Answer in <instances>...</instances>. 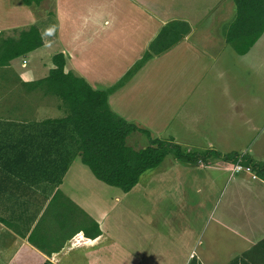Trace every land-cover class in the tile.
<instances>
[{"label": "crops", "instance_id": "0c3cea01", "mask_svg": "<svg viewBox=\"0 0 264 264\" xmlns=\"http://www.w3.org/2000/svg\"><path fill=\"white\" fill-rule=\"evenodd\" d=\"M221 2L53 0L51 13L32 18L30 5L0 0V43L31 24L41 38L40 46L0 66V264H264V181L253 171L232 172L231 163L215 158L192 171L168 154L162 167L145 171L122 192L80 162L66 128L50 121L64 113L60 99L32 84L61 53L64 72L93 89L108 88L163 24L185 21L189 31L180 41L146 60L107 97L109 109L124 120L162 130L193 111L191 96L201 95L196 105L206 109L210 84H201L202 72L222 52L215 41L196 44L189 36L204 19L215 21L210 15ZM15 22L18 27L10 25ZM257 39L244 54L235 53L238 59L250 57ZM154 68L157 73H149ZM218 92L234 116L259 104L257 94L232 96L227 86ZM190 132L182 144L204 136L195 127ZM189 193L195 196L187 199ZM165 197L173 203L162 217ZM207 228L208 246L197 251Z\"/></svg>", "mask_w": 264, "mask_h": 264}, {"label": "trees", "instance_id": "16d2710c", "mask_svg": "<svg viewBox=\"0 0 264 264\" xmlns=\"http://www.w3.org/2000/svg\"><path fill=\"white\" fill-rule=\"evenodd\" d=\"M40 0H21L24 5ZM234 14L225 26V42L231 44L235 53L244 54L264 31V0H232ZM189 31L187 22L170 20L163 24L149 41L144 53L115 82L105 89H93L82 78L70 71H63L65 58L56 53L51 56L54 67L45 77L34 81L44 92L58 97L64 108L59 118L50 119L58 128H66L67 136L75 155L87 166L92 175L107 185L122 192L129 191L147 170L156 168L164 157L172 155L177 161L198 164L215 158L231 164L248 167L264 181V161L256 162L244 153L220 154L214 149L192 151L182 148L171 138L150 139L149 144L134 150L124 144L132 131L149 135V130L136 126L113 113L107 105L108 95L122 85L140 68L146 60L158 55L180 41ZM41 45V38L35 24L20 30L15 39L0 43V66L8 60L27 53ZM43 264H51L45 261Z\"/></svg>", "mask_w": 264, "mask_h": 264}, {"label": "rangeland", "instance_id": "374dc122", "mask_svg": "<svg viewBox=\"0 0 264 264\" xmlns=\"http://www.w3.org/2000/svg\"><path fill=\"white\" fill-rule=\"evenodd\" d=\"M9 2L22 4L21 0H9ZM220 4L210 15L211 20L215 19V21L208 24L205 23L208 20L204 19L195 26L189 36V41L196 44L215 41L221 49L220 52H222V55L217 59L218 61L214 65L213 61L208 62L206 70L202 72L206 76L204 77L205 80L200 81L201 84L205 87H208L210 84L208 90L205 92V96L208 97L205 105L206 109L203 106L196 105L197 100L195 97L199 98L201 95L191 96V99H193L191 107H194L192 110L196 113L192 111L186 116L183 115L177 122L171 120L162 130H149L148 136L138 131H132L124 140V144L127 147L137 150L148 145L150 139L155 137L168 139L172 136L178 143H181L179 145L182 148L186 147V149L192 151L213 148L224 152V154L228 152L246 153L258 160L264 159V33L257 39L254 48L251 50L253 55L238 59L233 47L231 44L225 42L223 35L225 26L234 14L233 3L232 0H224ZM228 4L229 8L227 7ZM36 5L32 2L30 4L31 7H29L32 9L30 13L32 18L41 17V15H45L48 12L51 13L53 0H41ZM19 24V22H15L10 25L18 27ZM213 49L214 47L211 48V50ZM168 62L166 61L165 63L166 70L170 69ZM202 67L205 68L204 66ZM220 72L225 76V80H214V76ZM149 73L156 74V68L151 69ZM226 86L232 96L241 92L244 94H257L259 104L256 105L255 103V107L247 104L242 113H240L242 116L232 115V109L229 107L227 99L218 92L219 89ZM247 119L250 121H247ZM190 127L191 129L195 127L201 134L203 132L204 136L200 134L201 137H199L197 134L198 138L189 140L191 142H188L186 145L182 144L187 140L184 132L188 134L187 136L191 137ZM158 132L160 133L159 135L157 134ZM168 158L169 156L166 155L158 167H162ZM212 159L210 158L209 162L205 161L206 163H202L201 165L192 164L190 170H202L206 168L205 165H210L214 162ZM208 180L206 187L208 186ZM169 183V181L166 182V185ZM194 196L195 194L189 193L187 199ZM211 196L213 197L214 193ZM170 199V197L160 198L162 201H160L159 211H161L162 217L164 208L172 206L173 201H170ZM211 201L212 199H208L203 201V203L210 205ZM207 232L208 228L201 235V244L198 245L197 251L204 250L208 246L204 238ZM218 232L220 233V230Z\"/></svg>", "mask_w": 264, "mask_h": 264}, {"label": "built area", "instance_id": "2783aa9c", "mask_svg": "<svg viewBox=\"0 0 264 264\" xmlns=\"http://www.w3.org/2000/svg\"><path fill=\"white\" fill-rule=\"evenodd\" d=\"M229 169L232 172H240V171H248V170L250 171V169L248 167H243L237 163L230 165Z\"/></svg>", "mask_w": 264, "mask_h": 264}]
</instances>
